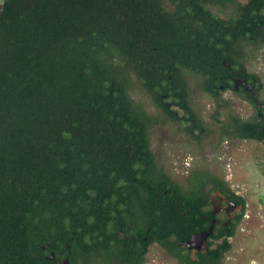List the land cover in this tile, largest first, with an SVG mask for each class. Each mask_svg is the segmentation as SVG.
<instances>
[{"label":"trees","instance_id":"trees-1","mask_svg":"<svg viewBox=\"0 0 264 264\" xmlns=\"http://www.w3.org/2000/svg\"><path fill=\"white\" fill-rule=\"evenodd\" d=\"M257 1H4L0 264H52L49 253H64L66 247L68 264H108L115 255L119 262L131 253L125 244L78 238L95 233L101 203L146 205L151 224L164 218L165 238L150 237L148 243H159L179 264H223L230 238L196 260L179 249L191 219L173 205L186 213L207 184L224 188L243 206L244 198L205 171L186 180L187 191L168 177L138 176L140 166L125 158L131 155L130 140L147 136L134 126L143 121V110L129 93L184 94L185 75L198 77V90L217 87L225 65L243 58L233 47L237 28L264 26V0L255 7ZM224 2L232 10L228 27L212 13ZM244 33L245 42L254 36ZM255 139L264 143V135Z\"/></svg>","mask_w":264,"mask_h":264},{"label":"flooded vegetation","instance_id":"flooded-vegetation-1","mask_svg":"<svg viewBox=\"0 0 264 264\" xmlns=\"http://www.w3.org/2000/svg\"><path fill=\"white\" fill-rule=\"evenodd\" d=\"M236 1L241 4L247 2V0ZM226 4L227 2L221 4L222 9L220 6L219 8L213 7L212 13L227 21L225 26L228 27V19L232 10ZM260 5L258 0L255 7ZM254 29L253 31L250 25L237 28L239 41L234 43L233 47L242 51L243 58L239 64L225 65L217 87L214 85L210 91H201L209 101L207 110L198 108V85H196L198 77L195 75H185L188 90L184 94L178 93V91H163L158 94L135 91L129 93L133 105L143 110L141 113L143 121L135 125L132 124L144 129L147 136L141 142L130 140L131 155H126L125 158V160L135 162L137 166H140L141 171L137 172L138 176L168 177L174 181L166 163L173 159L174 161L178 158L185 159L184 183L181 185L174 181L180 185L181 189L185 191L191 189L186 180L199 170L219 177L228 184V188L236 196L242 197L230 187L223 177L198 165L192 167V163L197 162L198 149L202 146H206L211 151L212 148L209 145L213 143L218 146L224 143H261L255 138L264 135V96H261L264 85L258 73L248 70V66L256 58V54L264 49V42H260L264 26L255 24ZM245 30L254 35L249 37L251 40L248 42L244 40ZM191 83H195V85ZM157 130L166 132V142L165 140L155 142L154 137ZM206 142L208 144L205 145ZM120 158L124 160L123 157ZM194 190L198 191L200 188L197 187ZM173 206L176 208L177 214L190 216L189 236L185 241L180 242L179 249L187 253L192 260H196L209 248L216 247L223 238H232L236 234L240 222L244 219L246 211V203L243 206L241 201L230 196L227 190L225 191L224 188L214 189L212 184H207L198 200L186 206V213L180 212L179 205ZM163 207V205H159L158 208L162 216L164 215ZM97 210L98 227L95 233L82 235L78 238H113L111 243H121L122 246L125 244L124 246H128L131 250V253L125 258H121L119 262L115 255L108 264H139L140 258L145 264L151 246L157 247L176 264H179L177 259L159 243H148L150 237L165 238L162 235L165 232V227L164 218L158 219L161 223H150L146 205L125 203L117 206L115 203L108 205L101 203L97 206ZM231 231H234V234L229 237ZM118 239L122 242H118ZM172 242L170 240L169 243ZM66 250L68 251L64 252L65 254L58 252L55 255L50 252L47 258L52 264H68L71 255L69 247H66Z\"/></svg>","mask_w":264,"mask_h":264},{"label":"rangeland","instance_id":"rangeland-1","mask_svg":"<svg viewBox=\"0 0 264 264\" xmlns=\"http://www.w3.org/2000/svg\"><path fill=\"white\" fill-rule=\"evenodd\" d=\"M248 70L258 73L264 85V49L256 54ZM261 96H264V89ZM197 105L199 109H208L209 101L201 90L197 91ZM166 135L165 131L157 130L155 142L164 141ZM209 147L211 151L206 146L198 149V159L192 167L198 165L223 177L246 203L244 219L236 234L229 239L232 247L224 256L223 264H264V143H224L221 146L213 143ZM184 162L185 159L178 158L166 163L173 180L181 185L186 170ZM145 264L176 263L163 251L151 246Z\"/></svg>","mask_w":264,"mask_h":264},{"label":"water","instance_id":"water-1","mask_svg":"<svg viewBox=\"0 0 264 264\" xmlns=\"http://www.w3.org/2000/svg\"><path fill=\"white\" fill-rule=\"evenodd\" d=\"M5 0H0V8H2ZM50 259V258H49Z\"/></svg>","mask_w":264,"mask_h":264}]
</instances>
